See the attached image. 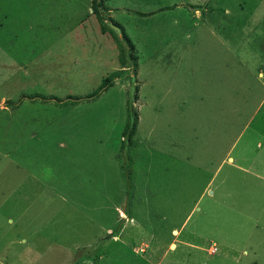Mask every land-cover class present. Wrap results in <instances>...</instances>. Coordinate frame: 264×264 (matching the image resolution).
Segmentation results:
<instances>
[{
  "label": "rangeland",
  "instance_id": "rangeland-1",
  "mask_svg": "<svg viewBox=\"0 0 264 264\" xmlns=\"http://www.w3.org/2000/svg\"><path fill=\"white\" fill-rule=\"evenodd\" d=\"M95 2L0 0V264H264V0Z\"/></svg>",
  "mask_w": 264,
  "mask_h": 264
},
{
  "label": "crops",
  "instance_id": "crops-1",
  "mask_svg": "<svg viewBox=\"0 0 264 264\" xmlns=\"http://www.w3.org/2000/svg\"><path fill=\"white\" fill-rule=\"evenodd\" d=\"M205 1H207V0H174V3H170V5L168 4L166 6V5L162 4L158 7H156L155 12H153L151 9H147L144 12H140V14L141 15H147L148 22H152V23L154 22L155 23L152 26L146 27V29H161V25L164 24L165 22H167L166 19H168L170 21V24H174V25L178 26V24H181V23L183 24L184 22L186 23V20L188 18V14H190V16L194 19L195 24H197L196 20L198 18L201 19V17H202L200 10L197 8L201 7V6H205ZM172 7L176 8L178 10V12L172 13L170 11V9ZM180 8L182 10H184L186 8L187 12L181 11ZM162 9H163V11H161ZM166 12H170V13H168V15H166L165 14ZM189 30L188 29H185L184 31L180 30L183 38L189 39V36L191 35V33H189ZM190 32H192V29L190 30ZM228 160L230 161L231 158L229 157ZM177 231L178 230L175 228L171 229L172 234H176ZM173 242H174L173 243L174 247L170 250H173L176 247L175 241H173ZM212 245H213V252H214L215 251V245L214 244H212ZM212 245H208V246H212ZM5 253H6V249H4L3 254L5 255ZM153 254H150V255L152 256ZM150 255H149V257H150ZM159 257H161V256L159 255ZM154 259L156 262L155 264H157V262L159 260L157 258H154Z\"/></svg>",
  "mask_w": 264,
  "mask_h": 264
},
{
  "label": "trees",
  "instance_id": "trees-1",
  "mask_svg": "<svg viewBox=\"0 0 264 264\" xmlns=\"http://www.w3.org/2000/svg\"><path fill=\"white\" fill-rule=\"evenodd\" d=\"M97 3L95 2V0H91V4H90V7H91V10L92 12L96 13L95 15L98 17H100L99 15V11L97 10ZM112 27H116L117 29V32L120 33L122 35V37L128 42L131 44L130 42V39L128 38V36L125 34L123 28L118 25L116 22H112L110 25H104L103 23L100 24V29L101 31L103 32L106 28L109 29V30H112L114 31V29ZM103 82H105L104 84L107 85V82L109 83V79L107 77L103 78L102 79ZM105 85H100V88H105ZM110 86V85H109ZM135 91H136V86H135ZM93 94H96V92H92V94L90 95H93ZM90 95H87L86 97H89ZM134 99H135V95H134ZM135 123H136V113L134 110L131 111V114L129 115V119L127 121V123L125 124L124 128H123V136H124V140L126 141V143L130 142L131 140V137L132 135L134 134V131H135Z\"/></svg>",
  "mask_w": 264,
  "mask_h": 264
},
{
  "label": "water",
  "instance_id": "water-1",
  "mask_svg": "<svg viewBox=\"0 0 264 264\" xmlns=\"http://www.w3.org/2000/svg\"><path fill=\"white\" fill-rule=\"evenodd\" d=\"M116 28V27H113ZM129 108L130 111L133 110V102H134V90H135V84L133 81L129 82Z\"/></svg>",
  "mask_w": 264,
  "mask_h": 264
}]
</instances>
